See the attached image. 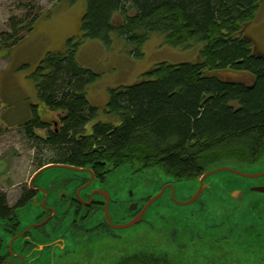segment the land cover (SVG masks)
Returning <instances> with one entry per match:
<instances>
[{
    "label": "trees",
    "instance_id": "obj_1",
    "mask_svg": "<svg viewBox=\"0 0 264 264\" xmlns=\"http://www.w3.org/2000/svg\"><path fill=\"white\" fill-rule=\"evenodd\" d=\"M263 3L85 0L82 37L108 45L115 36L130 47L132 59L143 56L142 48L151 34L162 35L174 48L197 41L202 49L197 62L161 63L143 74L141 81L110 91L109 121L97 123L90 142L79 141V137L82 128L98 116L85 94L86 85L96 76L78 66L72 47L47 55L31 81L38 102L62 114L63 127L58 133L47 129L46 138L37 136L34 130L47 126L35 112L18 127L35 153L33 164L128 165L134 174L158 177L150 181L157 187L196 180L218 166L249 167L264 161V55L253 51L244 34V27ZM30 16L13 24L0 51L8 54L24 39L19 32L28 35L32 31L39 16ZM254 209L264 214V203H255ZM185 227L189 243L200 239V234L196 237ZM217 230L208 227L207 234L218 236ZM225 232L235 251L264 252V221L241 223ZM162 236L170 248L179 233L173 227ZM168 253L142 251L116 264H177L186 250L176 251L177 257Z\"/></svg>",
    "mask_w": 264,
    "mask_h": 264
},
{
    "label": "rangeland",
    "instance_id": "obj_2",
    "mask_svg": "<svg viewBox=\"0 0 264 264\" xmlns=\"http://www.w3.org/2000/svg\"><path fill=\"white\" fill-rule=\"evenodd\" d=\"M85 8V0H0V47L5 37L12 34L13 24L19 25L29 14L31 18L39 16L28 35L25 31L19 32L18 36L24 39L8 54L0 51V191L7 195L11 204L36 170L33 164L35 153L18 127L27 118L30 106L38 102L31 75L47 55L72 47L78 66L96 76L94 82L86 85L85 94L89 104L97 108L98 120L109 118L106 106L110 91L141 81L145 78L143 74L161 63H194L199 58L200 42L174 48L158 34L149 36L140 59L130 58V47L115 36H111L108 45L83 38L80 23ZM244 34L251 39L253 51L264 55V3L244 27ZM43 117L52 118V114L44 112ZM129 168L124 165L115 170L101 186L111 196L112 202L107 209L115 226H122L132 219L129 212L131 201L141 206L145 199L158 193L157 187L150 184L158 177L131 174ZM242 170L247 174L264 172V161ZM77 175L82 173L56 167L42 171L35 181L38 186L56 183L55 188H46L49 191L46 204L55 207L56 213L45 226L52 235L51 246L45 251L41 252V248L31 242V237L35 236L31 225L44 219L43 209L34 202L16 210L18 232L22 234L30 229L29 237L13 238L0 221V257L4 264H116L124 256L142 251L169 252L177 257L176 251L181 250H186V254L178 257L177 264H264V252L235 251L225 232L226 228L233 229L244 221H255L256 211L250 209L249 203L263 196L249 188L262 187L264 177L247 180L226 172L216 173L205 181L211 191L205 190L196 203L179 207L166 191L147 208L140 223L108 232L93 230L94 224L103 221V211L85 220L83 225L76 222L73 228L70 227L76 220L74 209H69V197L77 189L73 182ZM176 185L175 199L178 202L192 197L197 189L195 180ZM236 191L243 193L242 200L230 199V194ZM42 199L41 194L37 196V201ZM185 224L196 237L208 232L207 227H217L219 235H201L192 243L188 238H179L168 248L162 233L174 227L180 236ZM62 246L67 253L60 249Z\"/></svg>",
    "mask_w": 264,
    "mask_h": 264
},
{
    "label": "flooded vegetation",
    "instance_id": "obj_3",
    "mask_svg": "<svg viewBox=\"0 0 264 264\" xmlns=\"http://www.w3.org/2000/svg\"><path fill=\"white\" fill-rule=\"evenodd\" d=\"M36 106H37L36 109L31 108V110H29V113L27 114L26 119H29V120L32 119L33 113L35 112L39 120L42 123H44L47 126V128L35 129L34 133L37 136H40L41 138H46L48 134L47 129H49V131L51 132L58 133L59 129L63 127L62 114L59 111L48 110L47 108L43 107V105L40 102H37ZM44 112H48L49 114H52V118H44L43 117ZM98 118H99V114L95 120L89 122L82 128L84 133L79 137V141L84 140V141L90 142V140L94 137L93 128L97 125V123L104 125L106 122L109 121V118L107 120H98ZM90 146H95V145L90 143ZM98 153H100V151ZM104 164L105 162L104 163L98 162L97 164H90V165L87 163L84 165L82 164L79 167L69 166V165H65L62 163H48L41 167H39L37 164L36 166L34 165L36 169L34 174L29 179L26 187L21 188L19 190V192L17 193V197L13 204L9 202L6 194L0 191L1 192L0 193V221L3 224V228L5 229L6 232L13 234L14 236L13 238L21 237L22 235L24 238L29 237L30 229H28L27 232H24L22 234H19L18 232L19 221L16 215V210L21 207L26 206L29 203L34 202L37 207L43 209L42 216H44V219L38 220L37 222H35V224L31 225L30 227L31 229L35 231V236L31 237V242L33 243L32 245L37 248L40 247L41 252L50 248L51 246L50 241H51L52 235L48 233L45 226L46 224L51 222L52 217L56 213V208L50 207L49 205L46 204L47 197L49 196V191H47L46 188L53 189L55 188L56 183L52 182L46 186H38L35 184V181L37 177L40 175V173L42 172V169H44L47 166L58 165V166H69V167L83 170L81 172H75V173H82V175H77L73 178V182L75 183V186L77 187V189L69 197V201H70L69 209L71 208L74 209V217L76 220L73 222L72 225L70 224V227L73 228L72 226H75L77 223L83 225L85 220L92 218L96 213L98 214V211H103L104 212L103 221L100 223L94 224L93 230H102V231L104 230L108 232L119 230V229H112L108 221L106 220V211L109 216L107 207L112 201H111V196L108 193H106L105 192L106 190L102 189L101 186L105 182V180L109 177V175H111V173L115 172V170H118L122 166L116 167L113 164L104 166ZM129 169L131 170V174H132L133 173L132 169L131 168ZM95 182L99 183V185L97 186L93 185ZM168 185H171V184H166V185L158 184V186L160 187L168 186ZM40 194L43 196V199L40 201H37V196ZM3 196H5V200L1 199ZM149 200L150 198L147 200H144L141 206L139 204H135L132 201L129 203V212L132 213V216H131L132 219H134L141 213V210L143 209V207L147 204ZM133 205H136V209L130 210ZM42 216L38 218H41ZM109 219H110V216H109ZM111 224H112V221H111ZM0 247H1V240H0ZM60 249L64 253H67L65 252L66 250L65 246H62ZM0 264H4V259L2 257H0Z\"/></svg>",
    "mask_w": 264,
    "mask_h": 264
},
{
    "label": "water",
    "instance_id": "obj_4",
    "mask_svg": "<svg viewBox=\"0 0 264 264\" xmlns=\"http://www.w3.org/2000/svg\"><path fill=\"white\" fill-rule=\"evenodd\" d=\"M56 167L67 169V170H70L73 172L83 171L81 169H76V168L69 167V166H58V165L47 166L44 169H42V171L49 169V168H56ZM243 168L244 167H238V166H232V165H223V166H218L216 168L209 170L200 178L199 184L195 183L197 185V189L193 192V194H192L193 196L184 200V201H181V202H178L177 199H175V193H176V190L178 188L177 185H173V186L169 185L167 187H164L161 189V191L156 196H154L149 202H147V204L143 207V209L141 210V213L137 217H135L129 223H127L123 226H120V227L119 226H113L111 224V221L109 219L107 211H106V220L108 221V223L112 229H128V228L140 223L143 219V214L147 210V208L152 203H154L167 190L169 191V195L171 197V200L175 205H177L179 207H186V206L192 205L199 200V198L201 197V195L204 193L205 190L211 191V190H209L210 189L209 186L207 184H205L206 183L205 181L209 176H212L216 173L226 172V173L232 174L236 177L247 179V180H256V179H260V178L264 177V172H261V173L253 172L252 174H247V173L243 172L244 171V170H242ZM249 190L253 193L262 195L263 197L256 199V200H253L249 203L250 209L252 211H256L255 221H251V222L250 221H244L242 223L252 224V223H255L258 221H264V214L261 213L260 211L256 210V209H254L255 203H257V202H263L264 203V185L262 187H250ZM230 195H231V196H229V197H231L230 199H232L234 201H240V200H242L243 193L241 191H236V192H232ZM135 209H136V205H133L130 210H135ZM186 225L187 224L182 225L183 229H181V231H180V236H182V238H185V239L188 238L187 237L188 234L186 232V227H185ZM187 227H189V226L187 225ZM207 229H208V227H207ZM189 230H191L190 227H189ZM207 233L208 232H203L202 234L200 233V237H201V235L208 236L209 234H207Z\"/></svg>",
    "mask_w": 264,
    "mask_h": 264
}]
</instances>
